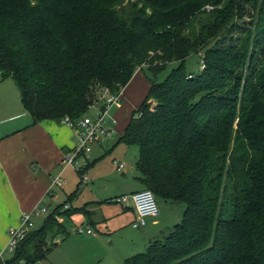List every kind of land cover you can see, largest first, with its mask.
I'll return each mask as SVG.
<instances>
[{
    "label": "trees",
    "instance_id": "obj_1",
    "mask_svg": "<svg viewBox=\"0 0 264 264\" xmlns=\"http://www.w3.org/2000/svg\"><path fill=\"white\" fill-rule=\"evenodd\" d=\"M137 68L154 78L118 142L158 204L185 207L123 264H264V0H0V79L32 124L83 117ZM56 211L0 264L45 257Z\"/></svg>",
    "mask_w": 264,
    "mask_h": 264
},
{
    "label": "rangeland",
    "instance_id": "obj_2",
    "mask_svg": "<svg viewBox=\"0 0 264 264\" xmlns=\"http://www.w3.org/2000/svg\"><path fill=\"white\" fill-rule=\"evenodd\" d=\"M244 20L248 22L249 18L245 17ZM200 63L201 56L195 53L186 59L185 65L188 71L195 72L199 70ZM177 64V62L168 63L163 70L155 75V78L152 74L145 73V69L136 70L137 75H135V71L129 82L124 85L123 91L125 95H130V92L136 91L133 93L136 100H133L132 103L137 102V104L133 106L131 103H126L122 96L117 104L110 107L108 112L109 119L106 125H110L113 128L111 136L101 138L97 144L92 146V150L87 154V157L79 156L75 159L74 165L62 166L61 162H58V169L49 172L50 177H59L61 180L60 186L52 188L54 196H47L43 201L39 200L31 208L23 209L22 211L32 210L36 205L39 208H46L45 212H42L34 219L32 229H37L43 225L46 217L54 214L56 209L59 208L56 211L58 213L55 215V220L63 224L67 234L56 233L52 235V233L46 241L47 246L51 249L45 254V257L34 263L20 261L18 264H110V260L102 256L113 249L120 252L125 245H130V248L135 250L134 254L146 249L147 240L143 239V227L133 228L131 226L132 212L124 209L130 197L122 204L115 201L117 197L130 195L131 191L143 189L139 180V171L136 168L138 147L118 142V138L123 134L132 112L137 109L145 98L149 88V77H153L157 82L162 81ZM138 78L140 79L138 80ZM5 82H7V78L3 79V81L0 79V85ZM9 82L13 88L12 91L5 86L3 88L0 87V111L3 110L2 102L5 104L17 102V106L21 102L11 78ZM134 86L136 89H133ZM99 90L96 93V100ZM99 105L100 101L98 100L90 107L87 114L93 116L96 112V107ZM16 120L13 122L17 123L18 120ZM111 120L115 122L111 123ZM6 139H8L7 143L11 148L21 150V152L24 150V139L19 134L15 133ZM76 141L75 135L72 134L71 146L68 147L72 149ZM62 155L64 157V154ZM120 162L124 163L125 167L123 170L118 171L115 164ZM78 170H82L83 175L86 176L85 181L81 180ZM74 191L76 192L74 193ZM86 202L91 203L88 207L92 212L91 219L94 222L92 227H94L96 235L75 233L74 229L81 224L84 216L74 213L71 215L67 212L69 209L63 208L64 204H68V207L74 209ZM184 207V204L159 202L160 215L157 218L164 231L181 222ZM5 222L0 223V246L6 241L4 227H15L19 224V222L17 225L9 221ZM86 237H95L97 241L84 239ZM11 258L12 253L6 252L3 254V260H10ZM119 264H123V260Z\"/></svg>",
    "mask_w": 264,
    "mask_h": 264
},
{
    "label": "crops",
    "instance_id": "obj_3",
    "mask_svg": "<svg viewBox=\"0 0 264 264\" xmlns=\"http://www.w3.org/2000/svg\"><path fill=\"white\" fill-rule=\"evenodd\" d=\"M138 69L141 70L140 68H137L136 70L139 71ZM137 71L135 75H137ZM9 79L7 78V82L0 85V87L3 88L5 86L12 91L13 88ZM139 79L140 78H138V80ZM12 82L16 87L13 80ZM133 89H136L135 86ZM16 91L19 95L17 87ZM123 92L122 88L123 97H121L125 99V102L128 104L131 103L135 106L137 102H132L133 100H136L135 95H133L136 91H133V93L130 92V95H125V92L124 94ZM17 105V102L14 104H5L2 102L1 106L3 110L0 111V223L5 221V223H7L9 221L16 225L19 222V216L23 212V209L31 208L35 203L39 200L43 201L47 196H54L52 188L60 185H52L51 180L53 176L50 177L51 175L49 172L58 169V162H61L62 166L64 165L62 154L71 150L68 146H71V135L73 134L72 129L63 122L42 120L36 124H32V118L24 110L21 102L19 106ZM16 119L18 122L14 123L13 121ZM12 133H17L20 137H23L24 150L22 152L21 150L11 148L7 143L8 139L6 138L13 135ZM115 167L117 169L116 164ZM123 168L121 170H123ZM75 192L76 191H74V193ZM133 192L135 191H131L130 194ZM90 204V202H86L80 204L74 209L68 207L69 205L67 204V207L63 208L66 210L69 209L67 212L71 215L74 213L76 215L79 214L80 216H84L81 224H88L92 228L93 234L96 235L95 229L92 227L94 223L91 219L92 212L88 207ZM124 209L128 212H132V222H134L137 219V214L132 200L128 201ZM159 215L160 208L158 216ZM158 216L145 218L146 224L142 228V235L143 239L145 241L147 240V244L164 231L161 228V224L158 222ZM4 228L6 241L0 246V248L5 246L8 238V227ZM84 239L97 241V238L95 237H86ZM134 252L135 250L131 249L130 245H125L120 252L113 249L111 252L105 253L102 257H107V259L110 260V264H119V262L125 258L133 255Z\"/></svg>",
    "mask_w": 264,
    "mask_h": 264
},
{
    "label": "built area",
    "instance_id": "obj_4",
    "mask_svg": "<svg viewBox=\"0 0 264 264\" xmlns=\"http://www.w3.org/2000/svg\"><path fill=\"white\" fill-rule=\"evenodd\" d=\"M211 6H206V9H210ZM204 67L203 63H200L199 69ZM122 96V88L116 92H111L107 87H102L99 90L97 101H100V105L96 107V112L93 116L88 114L83 117L71 121L65 117L62 122L68 125L73 134L76 137V143L73 148L64 154L63 164L74 165V161L79 156L87 157L92 150V146L97 143L101 138H108L113 132V128L106 125L109 117L108 112L112 105L117 104ZM93 106V105H92ZM111 120V123H114ZM117 169L121 170L124 167L123 163L116 164ZM86 176L83 175L81 170V180L85 181ZM53 185H61L59 177L52 178ZM130 197V198H129ZM132 200L137 219L132 222L134 228L145 226L146 217H156L159 214V204L154 193L149 189L137 190L130 195H123L116 198V202L124 203L127 200ZM128 200V201H129ZM67 207V205H64ZM46 208H39L37 205L29 211H23L19 216V224L17 226L9 227L7 231V242L5 246L0 248V259L3 260V254L13 253L17 245L27 236L34 226V219L42 212H45ZM77 234H93L92 228L88 224H80L74 229Z\"/></svg>",
    "mask_w": 264,
    "mask_h": 264
}]
</instances>
